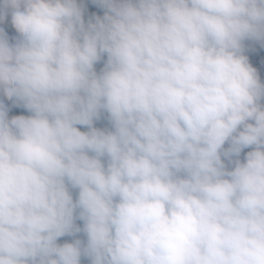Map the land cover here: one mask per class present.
I'll return each mask as SVG.
<instances>
[{"label":"clouds","instance_id":"1","mask_svg":"<svg viewBox=\"0 0 264 264\" xmlns=\"http://www.w3.org/2000/svg\"><path fill=\"white\" fill-rule=\"evenodd\" d=\"M94 2L0 0V264H264V0Z\"/></svg>","mask_w":264,"mask_h":264},{"label":"trees","instance_id":"2","mask_svg":"<svg viewBox=\"0 0 264 264\" xmlns=\"http://www.w3.org/2000/svg\"><path fill=\"white\" fill-rule=\"evenodd\" d=\"M81 1H82L81 8L83 9V13H84L83 18H84L86 25L89 20H92L94 22L95 17L99 16L102 18L104 16L106 10L102 6L95 3L94 0H81ZM3 28L5 29V32L9 38L10 43H15L16 39H18L17 38L18 33H16L14 27L11 24L10 15L6 17ZM246 43H247L246 51H247V55L249 56V59L253 57L254 60L260 61V65L258 67H260L261 69H264V44H262L261 42L257 43V42H252V41H246ZM104 62L105 61L102 58V60L96 64L95 67L98 73L102 69ZM4 103L6 104L7 107H9L10 104H13L12 101H8V100L5 101ZM20 107L22 106L15 105V108L17 109H19ZM12 116H16V115H13V114L9 115V118H11ZM100 122L101 121L97 122V125H99ZM245 151H247V149ZM72 194H73V198L75 199L77 195L76 190H72ZM76 223L81 228L83 227L82 221L77 220ZM75 239H80L86 243V236L83 234V232L76 234V236L66 235L64 237H61L59 238L58 243L63 244L65 242H73ZM81 264H89V261L86 258L82 257Z\"/></svg>","mask_w":264,"mask_h":264},{"label":"rangeland","instance_id":"3","mask_svg":"<svg viewBox=\"0 0 264 264\" xmlns=\"http://www.w3.org/2000/svg\"><path fill=\"white\" fill-rule=\"evenodd\" d=\"M78 3L80 4V6L82 5L81 0H79ZM4 24H5V21L2 24H0V27H3ZM17 38H18V36H17ZM257 43H259V42H257ZM246 48H247V43L245 41V55H247ZM106 58L107 57L105 55L103 57V60L106 61ZM249 62L252 64L253 67L257 68V71H258V74L260 75L261 80L264 81V69H261L260 67H258L260 65V61L254 60V58L251 57L249 59ZM0 99H4V102L7 101V99L3 98L2 96H0ZM8 109H9L8 115H12V114L16 115V116H18V115H24V116L29 115L28 110L25 109L23 106L20 107L19 109H17V108H15V106L13 104H10ZM99 121H101V122L99 125H97V122H99ZM94 126H96L98 128H102V129H110V127H111V125L109 124V122L107 120L106 115L102 116V118L100 120L95 121ZM81 130L86 131L87 128L81 126Z\"/></svg>","mask_w":264,"mask_h":264}]
</instances>
